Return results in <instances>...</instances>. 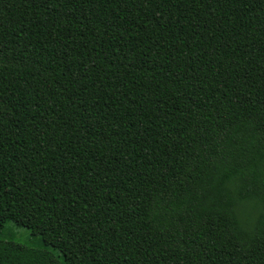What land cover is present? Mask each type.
Wrapping results in <instances>:
<instances>
[{"label": "trees", "instance_id": "1", "mask_svg": "<svg viewBox=\"0 0 264 264\" xmlns=\"http://www.w3.org/2000/svg\"><path fill=\"white\" fill-rule=\"evenodd\" d=\"M0 264H264V0H0Z\"/></svg>", "mask_w": 264, "mask_h": 264}, {"label": "rangeland", "instance_id": "2", "mask_svg": "<svg viewBox=\"0 0 264 264\" xmlns=\"http://www.w3.org/2000/svg\"><path fill=\"white\" fill-rule=\"evenodd\" d=\"M20 231H22V234L20 235L21 237V240H25V238H26V236H24L26 233H27V230L26 229H24V228H21V229H19Z\"/></svg>", "mask_w": 264, "mask_h": 264}]
</instances>
